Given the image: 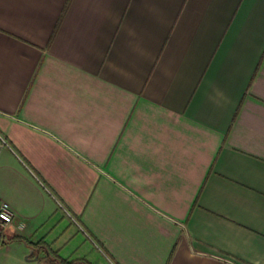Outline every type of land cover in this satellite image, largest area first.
<instances>
[{"label": "crops", "instance_id": "0c3cea01", "mask_svg": "<svg viewBox=\"0 0 264 264\" xmlns=\"http://www.w3.org/2000/svg\"><path fill=\"white\" fill-rule=\"evenodd\" d=\"M0 136V264H264V0H0Z\"/></svg>", "mask_w": 264, "mask_h": 264}, {"label": "built area", "instance_id": "2783aa9c", "mask_svg": "<svg viewBox=\"0 0 264 264\" xmlns=\"http://www.w3.org/2000/svg\"><path fill=\"white\" fill-rule=\"evenodd\" d=\"M2 146H8L7 142L0 136ZM14 212L11 206L0 200V229H4L13 223Z\"/></svg>", "mask_w": 264, "mask_h": 264}, {"label": "trees", "instance_id": "16d2710c", "mask_svg": "<svg viewBox=\"0 0 264 264\" xmlns=\"http://www.w3.org/2000/svg\"><path fill=\"white\" fill-rule=\"evenodd\" d=\"M47 264H87L84 261L68 262L55 254L47 260Z\"/></svg>", "mask_w": 264, "mask_h": 264}, {"label": "rangeland", "instance_id": "374dc122", "mask_svg": "<svg viewBox=\"0 0 264 264\" xmlns=\"http://www.w3.org/2000/svg\"><path fill=\"white\" fill-rule=\"evenodd\" d=\"M91 251H92V248H91ZM62 259H63V258H62ZM80 261H85L87 264H91V263L87 262L86 260H80Z\"/></svg>", "mask_w": 264, "mask_h": 264}]
</instances>
